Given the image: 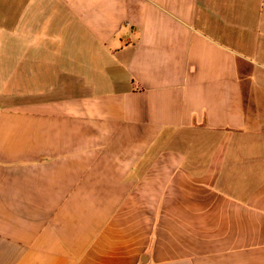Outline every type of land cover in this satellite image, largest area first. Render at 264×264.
<instances>
[{
  "label": "crops",
  "instance_id": "0c3cea01",
  "mask_svg": "<svg viewBox=\"0 0 264 264\" xmlns=\"http://www.w3.org/2000/svg\"><path fill=\"white\" fill-rule=\"evenodd\" d=\"M261 82L264 0H0V264H264Z\"/></svg>",
  "mask_w": 264,
  "mask_h": 264
},
{
  "label": "rangeland",
  "instance_id": "374dc122",
  "mask_svg": "<svg viewBox=\"0 0 264 264\" xmlns=\"http://www.w3.org/2000/svg\"><path fill=\"white\" fill-rule=\"evenodd\" d=\"M250 90V89H249ZM247 95L248 99V112L250 114V127L252 130L263 129L264 130V82L256 88L255 97L259 102L254 103L253 97L249 91Z\"/></svg>",
  "mask_w": 264,
  "mask_h": 264
}]
</instances>
